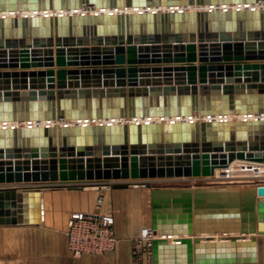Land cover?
<instances>
[{
  "label": "water",
  "instance_id": "obj_1",
  "mask_svg": "<svg viewBox=\"0 0 264 264\" xmlns=\"http://www.w3.org/2000/svg\"><path fill=\"white\" fill-rule=\"evenodd\" d=\"M235 159L264 163V0H0V184L26 183L0 186V223L39 222L57 182L144 185L172 264L196 235L264 233V184L151 186Z\"/></svg>",
  "mask_w": 264,
  "mask_h": 264
},
{
  "label": "crops",
  "instance_id": "obj_2",
  "mask_svg": "<svg viewBox=\"0 0 264 264\" xmlns=\"http://www.w3.org/2000/svg\"><path fill=\"white\" fill-rule=\"evenodd\" d=\"M59 67H30L26 70ZM1 70H21L2 68ZM87 84L97 83L95 75H89ZM56 82V80H55ZM127 89V86L123 87ZM197 116V113H194ZM23 159V158H20ZM247 165L264 168L263 163L235 160L230 165ZM229 168V169H230ZM222 170L215 171V174ZM203 179H197L204 180ZM209 179V178H208ZM157 187H195L188 182L197 181L191 178H160ZM187 183H186V182ZM197 181V182H198ZM132 182V180H122ZM175 183V184H170ZM21 182L0 184L6 187H18ZM179 184V185H178ZM148 189V192H147ZM17 192V191H16ZM103 196L101 211L113 212L114 230L118 237L116 247L102 254L83 253L73 257L66 246L65 227L69 214L73 210L95 211L96 198ZM33 198V196H31ZM30 197V199H31ZM41 219L37 223L9 222L0 223V264H154L147 256L137 262L132 254V240L138 236L141 227L150 224V198L148 187L87 186L70 188L67 184H50L40 191ZM31 204V201H27ZM149 205V209H148ZM224 237L219 234L208 236L196 235L192 238L187 251L173 255L172 264H264V233L237 237ZM254 239V261L247 251V241ZM245 240L243 243L238 241ZM184 250V249H183ZM178 256V257H177Z\"/></svg>",
  "mask_w": 264,
  "mask_h": 264
},
{
  "label": "built area",
  "instance_id": "obj_3",
  "mask_svg": "<svg viewBox=\"0 0 264 264\" xmlns=\"http://www.w3.org/2000/svg\"><path fill=\"white\" fill-rule=\"evenodd\" d=\"M254 171L255 173L252 174L254 177L264 178V173H259L258 169H254ZM242 177L232 173L230 175L227 173H216L207 178L212 181H218ZM102 203L103 196L100 194L96 198L95 211L73 210L70 212L65 227V236L67 249L73 257L83 253L102 254L115 249L118 237L114 230V215L110 210L101 211ZM154 237L150 225H146L141 227L138 236L133 238L132 254L137 262L141 261L144 256H147L149 262L153 260L152 240Z\"/></svg>",
  "mask_w": 264,
  "mask_h": 264
},
{
  "label": "rangeland",
  "instance_id": "obj_4",
  "mask_svg": "<svg viewBox=\"0 0 264 264\" xmlns=\"http://www.w3.org/2000/svg\"><path fill=\"white\" fill-rule=\"evenodd\" d=\"M250 164L244 165L245 167L243 168V166L240 165H233L230 169H224L222 170V174L223 173H227V174H234L237 176H243L242 178H230V179H223V180H218V181H212L210 179H204V180H197V181H190L188 182L189 185H195V186H201V185H212V184H233L231 181L232 180H238L236 183L237 185H246V184H256V183H264V178L263 177H254L255 171L254 169H252V167H248ZM258 169L259 173H264V168H256ZM132 182H136V181H132ZM151 182V186L152 187H157L155 185H160L161 181H157L156 179L150 180ZM186 182V181H185ZM187 183V182H186ZM170 184H175V183H170ZM179 185V184H178ZM140 187H144V185H139ZM146 187V186H145ZM150 190V189H149ZM148 192V189H147ZM148 209H149V205H148Z\"/></svg>",
  "mask_w": 264,
  "mask_h": 264
},
{
  "label": "bare ground",
  "instance_id": "obj_5",
  "mask_svg": "<svg viewBox=\"0 0 264 264\" xmlns=\"http://www.w3.org/2000/svg\"><path fill=\"white\" fill-rule=\"evenodd\" d=\"M235 160H239V161H246V160H240V159H235ZM234 160V161H235ZM234 161H232V162H234ZM246 162H252V161H246ZM255 163H259V162H255ZM232 164V163H231ZM230 164V165H231ZM264 164V163H263ZM230 165L228 166V167H226V168H219V169H216L215 171H217V170H224V169H229L230 168ZM193 180H194V178H193Z\"/></svg>",
  "mask_w": 264,
  "mask_h": 264
}]
</instances>
